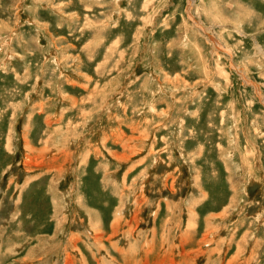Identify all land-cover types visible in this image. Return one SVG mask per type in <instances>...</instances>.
<instances>
[{
	"label": "rangeland",
	"instance_id": "374dc122",
	"mask_svg": "<svg viewBox=\"0 0 264 264\" xmlns=\"http://www.w3.org/2000/svg\"><path fill=\"white\" fill-rule=\"evenodd\" d=\"M82 263L264 264V0H0V264Z\"/></svg>",
	"mask_w": 264,
	"mask_h": 264
},
{
	"label": "bare ground",
	"instance_id": "6f19581e",
	"mask_svg": "<svg viewBox=\"0 0 264 264\" xmlns=\"http://www.w3.org/2000/svg\"><path fill=\"white\" fill-rule=\"evenodd\" d=\"M70 258H72V257H70ZM82 259V258H81ZM84 260H82V262H83ZM83 264V263H82Z\"/></svg>",
	"mask_w": 264,
	"mask_h": 264
},
{
	"label": "crops",
	"instance_id": "0c3cea01",
	"mask_svg": "<svg viewBox=\"0 0 264 264\" xmlns=\"http://www.w3.org/2000/svg\"><path fill=\"white\" fill-rule=\"evenodd\" d=\"M92 84V82L90 83V85Z\"/></svg>",
	"mask_w": 264,
	"mask_h": 264
}]
</instances>
